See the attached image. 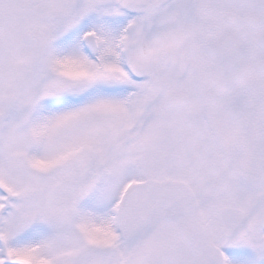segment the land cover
Instances as JSON below:
<instances>
[{
	"label": "snow or ice",
	"instance_id": "6c2138e0",
	"mask_svg": "<svg viewBox=\"0 0 264 264\" xmlns=\"http://www.w3.org/2000/svg\"><path fill=\"white\" fill-rule=\"evenodd\" d=\"M0 264H264V0H0Z\"/></svg>",
	"mask_w": 264,
	"mask_h": 264
}]
</instances>
